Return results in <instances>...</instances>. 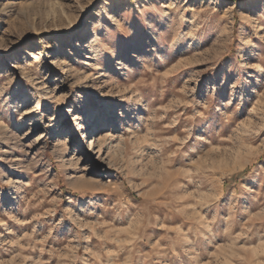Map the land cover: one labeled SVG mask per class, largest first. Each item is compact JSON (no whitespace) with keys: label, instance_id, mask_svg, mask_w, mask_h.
<instances>
[{"label":"rangeland","instance_id":"obj_1","mask_svg":"<svg viewBox=\"0 0 264 264\" xmlns=\"http://www.w3.org/2000/svg\"><path fill=\"white\" fill-rule=\"evenodd\" d=\"M0 264H264V0H0Z\"/></svg>","mask_w":264,"mask_h":264},{"label":"bare ground","instance_id":"obj_2","mask_svg":"<svg viewBox=\"0 0 264 264\" xmlns=\"http://www.w3.org/2000/svg\"><path fill=\"white\" fill-rule=\"evenodd\" d=\"M202 162H203V161H202ZM202 162H201V163H202ZM204 162H205V161H204ZM199 163H200V162H199ZM211 165H212V164H211ZM203 166H204V165H203ZM205 168H206V167H205ZM205 168H203V169H205Z\"/></svg>","mask_w":264,"mask_h":264}]
</instances>
